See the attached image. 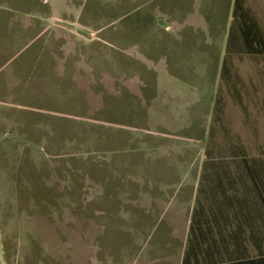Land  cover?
<instances>
[{
	"label": "rangeland",
	"instance_id": "rangeland-1",
	"mask_svg": "<svg viewBox=\"0 0 264 264\" xmlns=\"http://www.w3.org/2000/svg\"><path fill=\"white\" fill-rule=\"evenodd\" d=\"M165 1L0 0V264H178L209 127L221 144L227 133L264 150V59L234 56L232 91L220 76L223 40L211 55L191 49V31L198 40L204 29L194 12L176 36V63H193L192 77L154 72L169 63L177 27L155 9ZM246 4L264 29V0ZM156 74L167 77L158 90ZM175 74L185 86L162 90ZM180 95L199 116L184 140L192 168L180 171L190 188L164 166L176 128L156 124L176 115L166 99ZM164 206L183 215L164 212L153 228Z\"/></svg>",
	"mask_w": 264,
	"mask_h": 264
},
{
	"label": "trees",
	"instance_id": "trees-1",
	"mask_svg": "<svg viewBox=\"0 0 264 264\" xmlns=\"http://www.w3.org/2000/svg\"><path fill=\"white\" fill-rule=\"evenodd\" d=\"M245 54L264 59V29L246 0H234L220 68L232 91V58ZM208 133L180 264H264V150L227 133L221 144L213 125Z\"/></svg>",
	"mask_w": 264,
	"mask_h": 264
},
{
	"label": "crops",
	"instance_id": "crops-1",
	"mask_svg": "<svg viewBox=\"0 0 264 264\" xmlns=\"http://www.w3.org/2000/svg\"><path fill=\"white\" fill-rule=\"evenodd\" d=\"M147 5L148 4H154L155 0H146ZM233 1L234 0H167L164 3H159L158 5H155L157 7H155V9L158 11L161 7H165L166 8V12H170L171 16L175 17L176 20V29L175 31L172 33V36L170 37L169 43L167 45H169V49L167 50V52L170 55V61L168 63V60L163 63V60H159L158 65L159 69H154V72H159L163 73V71L167 72L169 74V72L171 73H175L176 71H185V73H187L188 75L190 71H192V68H194L193 63L191 65L188 64H177L176 63V36H177V32L179 31L180 33L183 31L182 29H186L185 28V22H186V17L192 16V14L195 12L196 15H199V24L203 29V33L202 31H200L199 28H197L198 32L200 33V37L198 38V40H195L197 36H199V34L195 33L194 30L191 31L192 33V39H194L193 41H196L194 43V45H192L193 47H191V49H203L205 48V50L207 49L209 54L211 55L213 52V49H215L217 47L216 41H219V39L222 41L223 40V45L221 47V49L223 50V53L220 55L218 61H219V65L221 67V63H222V58L224 55V48H225V42H226V37H227V32H228V27H229V23L231 20V11H232V6H233ZM152 2V3H151ZM196 4L198 5L196 7ZM194 5H195V9L200 8V11L197 13L194 9ZM177 15H176V11ZM177 16V18H176ZM184 26V27H183ZM179 28V30H178ZM187 32V31H186ZM186 34V33H185ZM201 39H206V41L204 42H200L199 40ZM215 46V47H214ZM194 55V54H193ZM196 56V55H194ZM165 64H167V66H165ZM184 69V70H183ZM174 75V74H173ZM162 76V77H161ZM159 76L158 74H156V84H155V89L158 90L160 88V84L158 83V78H161L162 80H167L163 74ZM176 76V74H175ZM192 77V75H191ZM188 78V76L186 77ZM185 78V79H186ZM163 81V83L161 84L162 90L169 88L170 86H174L175 82H176V88L179 87L180 89L182 87H180L179 85L181 84L183 87L185 86L184 82H182V80H180V78L178 76H176V80L174 82H168V84H166V82ZM187 83V82H185ZM175 88V87H174ZM175 88V89H176ZM175 96V95H173ZM173 96H169L168 99H166L167 101H169L167 104L168 106L173 103H176V115H167V113L165 114L164 119L157 121V123H161V124H165L167 122V120H171L170 122L172 123L173 127L176 128V130L174 129V131H176L175 135H176V146H172L171 148H164L166 149L165 152H168L167 155H164V166L168 167L169 169H176V181H172L173 183L175 182L176 185L179 184H190V181H187L183 174L180 172L181 169H187V168H192V162L190 160H188L185 157L184 152L186 150H184L185 145H187V143L184 140H189L191 139L192 135L194 136V134H192V132L189 130L190 128H192L196 123H197V119L199 118V116L197 115V113H195V111L197 110V108L195 106H193L192 101L189 102V100L185 101L184 98L185 96H176V100L170 99V97L172 98ZM157 93L155 98H157ZM181 98V100L179 99ZM158 100V99H157ZM154 101L150 100L149 102L151 103ZM166 104V103H165ZM192 111V114L190 116V113ZM206 119V118H205ZM203 121L201 122V124H199L198 126V130L196 132L195 136L200 135V137L203 139V137L206 134L205 131V126L203 124ZM170 123V125H171ZM197 125V124H196ZM174 134V133H171ZM203 144L202 143V147L201 150L203 152ZM195 150V148H194ZM204 158V156H203ZM203 158L201 157V161H199V170H197V173H194V176L192 177V191L191 194L188 198V201H193L194 202V196H195V192H196V186H197V181H198V173L200 171V167H201V163L203 161ZM184 167V168H183ZM188 178V177H187ZM190 182V183H189ZM189 187V185H188ZM190 188V187H189ZM177 191V188H176ZM186 191V190H185ZM176 199H177V195H176ZM179 199V197H178ZM177 199V200H178ZM173 199L168 200V202H171ZM167 202V203H168ZM157 206V205H156ZM192 208V206H191ZM155 209V208H153ZM171 210H173V213L176 214V216H180V214L183 215V212H180V207H168V206H164V210H159L160 212L157 213L156 215H158L160 218L159 220H156L155 225L153 226V228L157 227L159 224L162 223V216L167 212H170ZM179 212V214H178ZM190 212L191 209L188 213V220H187V226H188V222H189V216H190ZM166 215V214H165ZM178 223H176L177 225ZM173 233V228H169L168 231V235H171ZM186 233H187V229H186ZM185 237H182L179 240V243L177 244V248H176V252H179V261L178 264H180L181 262V255H182V250H183V246H184V242H185ZM173 240V238H172ZM172 240H166V244L165 246H160V248H164V250L169 249L170 247H173V242ZM181 248L179 250L178 246ZM179 250V251H178ZM169 252V251H168ZM178 256V254H177ZM167 257H160V264H169L168 261H166ZM167 262V263H166Z\"/></svg>",
	"mask_w": 264,
	"mask_h": 264
}]
</instances>
